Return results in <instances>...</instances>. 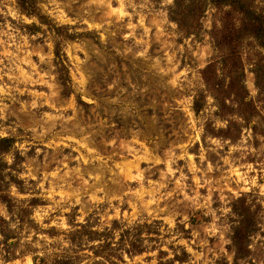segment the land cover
<instances>
[{
  "label": "rangeland",
  "instance_id": "374dc122",
  "mask_svg": "<svg viewBox=\"0 0 264 264\" xmlns=\"http://www.w3.org/2000/svg\"><path fill=\"white\" fill-rule=\"evenodd\" d=\"M36 3L29 15L18 0H0V137L13 138L0 156V196L16 206L38 198L31 218L45 229L67 231L69 218L98 227L160 222V241L122 264H159L160 250L163 260L174 256L172 244L190 254L174 264H264V89L254 71L261 48L246 38L239 58L249 104L229 90L220 64L215 80L225 91L203 76L229 8L206 2L201 26L185 34L170 18L174 0ZM256 3L264 11V0ZM0 215L16 236L0 231V264H52L68 245L62 232L19 226L1 197ZM243 224L251 232L237 252L233 228Z\"/></svg>",
  "mask_w": 264,
  "mask_h": 264
},
{
  "label": "trees",
  "instance_id": "16d2710c",
  "mask_svg": "<svg viewBox=\"0 0 264 264\" xmlns=\"http://www.w3.org/2000/svg\"><path fill=\"white\" fill-rule=\"evenodd\" d=\"M206 2L214 4L217 8L228 7L229 10L226 15L221 16V26H216L217 34L221 33L222 36L220 39L216 37V33L213 36L218 55L203 71L205 81L215 92L225 91L222 83L215 80L218 74L216 68L220 64L223 69H227V77L230 78L229 90L234 91L238 102L249 104L247 100L249 94L243 81L244 72L239 65V58H241L244 40L249 37L256 40L261 50L258 51L254 60V71L258 87L264 89V11L259 8L256 0H206ZM206 2L199 6L195 4V1L174 0L169 11L170 18L177 22L185 34L195 33L201 26V15L205 11ZM18 4L26 14L32 15L38 12L36 0H18ZM55 54L59 80L66 89L70 83L69 69L59 50V42L56 43ZM220 101L221 105H225V99L220 98ZM194 109L196 111L201 109L197 100L194 102ZM12 142L11 137H0V156L11 150ZM22 183L23 181L17 182L20 191L25 190ZM4 189L5 186L0 182V191L4 192ZM0 197L5 202L11 219L15 217L19 226L32 223L37 233H47L51 237L62 232L68 245L61 251L55 250L52 253V264H81L84 260L86 264H122L126 261L125 254L132 257L147 251L149 247L146 241H160L161 228L160 222L157 221L135 222L128 225L115 219L110 226L98 227L90 218H87L85 222H76L75 219L69 218L71 227L67 231H60L55 227L45 229L31 218V206L38 204L40 201L38 198L31 199L28 205L16 206L14 198L9 194H1ZM179 227L183 234L189 235V229L180 224ZM250 228V224L233 228L232 241L237 252L242 251L245 239L251 232ZM0 231L6 240L16 237L13 236L14 231L10 226V220L2 215H0ZM172 248L175 249L174 256L167 260H163V254H167V251H159V264L184 263L189 260L190 254L184 246L172 244ZM34 259L40 263L45 261L43 256H35Z\"/></svg>",
  "mask_w": 264,
  "mask_h": 264
}]
</instances>
